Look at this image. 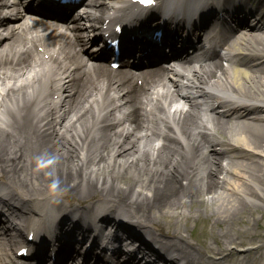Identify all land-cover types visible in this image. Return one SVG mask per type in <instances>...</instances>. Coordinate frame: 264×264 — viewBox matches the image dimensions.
<instances>
[{
    "label": "bare ground",
    "instance_id": "bare-ground-1",
    "mask_svg": "<svg viewBox=\"0 0 264 264\" xmlns=\"http://www.w3.org/2000/svg\"><path fill=\"white\" fill-rule=\"evenodd\" d=\"M8 1L0 0V9H9ZM125 1L91 0L88 7L96 14ZM252 1L232 3L230 19L242 10L253 23L243 20L242 33L235 31L222 54L204 53L197 68L175 70L163 81L142 75L141 87L133 74H112L97 59L98 64L84 60L95 55H82L92 43L87 28L75 24L68 36L51 23L27 18L11 27L0 16V186L6 192L2 204L18 225L12 227L10 217L2 232L14 233L15 245L25 243L24 232L39 225L36 213L43 210L46 220L36 231L43 247L70 238L62 232L46 237L52 221L88 234L86 214L100 210L91 208L99 196L103 202L97 206L106 209L95 221L133 239L150 237L159 252L173 255L163 264H227L232 251L247 246L248 234L238 226L261 210L255 201H264V11ZM166 5L175 6L172 14L164 13L166 25L188 31L213 9L206 0H188L183 10L179 0ZM141 25L144 20H137ZM26 37L40 42L50 57L59 53L53 73L44 67L51 61L27 47ZM51 90L52 100L60 97L56 106L47 99ZM146 122L160 125L150 129ZM122 217L127 220L117 223ZM191 221H200L198 230L190 229ZM206 221L220 233L212 244L198 245ZM94 231L102 234L100 227ZM99 242L93 241L87 256L73 257L74 264H86ZM252 251L264 252V245L235 260L254 264ZM16 253L4 242L0 264ZM137 264H148L146 255Z\"/></svg>",
    "mask_w": 264,
    "mask_h": 264
},
{
    "label": "rangeland",
    "instance_id": "rangeland-1",
    "mask_svg": "<svg viewBox=\"0 0 264 264\" xmlns=\"http://www.w3.org/2000/svg\"><path fill=\"white\" fill-rule=\"evenodd\" d=\"M217 137L227 138L226 136H222L221 134H218ZM224 164L226 165V162H224ZM97 199L100 200L101 198L98 197ZM255 204H258L259 206H261L262 207L261 210L257 211L255 215L254 214L248 215L246 217V220H244L246 223H242L238 226L247 232L248 238L246 237V241L248 242V245L241 248L240 251H236V250L232 251L230 254L231 257L229 258V261L227 264H240L241 262H237L235 260L238 256L246 255L247 250L249 248L256 249V247H258L259 245H264V201H260V202L255 201ZM199 220L202 223L205 221V219L202 217ZM200 221H196V222L191 221L189 223L190 229L197 228L198 230ZM235 228H236V231H238V228L236 225H235ZM205 229H206V233H205L206 235L203 236V239L197 241L198 245L206 244L204 242H207L208 244L209 243L212 244L211 237L214 236L216 233H220V230L217 227H214L213 229H211L210 222H207V221L205 223ZM211 231H213V233H211ZM248 257L250 261L254 262V264H257L258 260L264 263V252L263 251H252L248 255Z\"/></svg>",
    "mask_w": 264,
    "mask_h": 264
}]
</instances>
